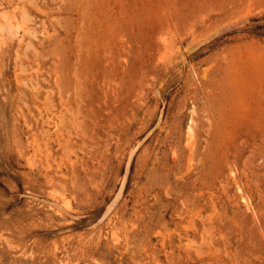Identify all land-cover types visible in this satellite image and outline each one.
<instances>
[{"label":"rangeland","instance_id":"1","mask_svg":"<svg viewBox=\"0 0 264 264\" xmlns=\"http://www.w3.org/2000/svg\"><path fill=\"white\" fill-rule=\"evenodd\" d=\"M0 264H264V0H0Z\"/></svg>","mask_w":264,"mask_h":264},{"label":"bare ground","instance_id":"2","mask_svg":"<svg viewBox=\"0 0 264 264\" xmlns=\"http://www.w3.org/2000/svg\"><path fill=\"white\" fill-rule=\"evenodd\" d=\"M61 134H62V133H61ZM68 137H70V136L68 135ZM61 138H62V137H61ZM192 139H193V138H192ZM63 140H64V138H63ZM66 140L69 141V139H67V138L65 139V141H66ZM67 141H66V142H67ZM191 141H192V140H191ZM191 141L189 140V142H191ZM193 142H194V141H193ZM67 143H68V142H67ZM194 143H195V142H194ZM192 144H193V143H188L190 149H191V147H192V146H191ZM60 145H61V144H60ZM65 145H66V143H65ZM63 146H64V145H63ZM193 146H194V145H193ZM67 147H68V146H67ZM192 151H193V150H191V153H192ZM65 152H66V151H65ZM65 152H64V153H65ZM67 152H68V150H67ZM189 152H190V151H189ZM69 153H70V152H69ZM69 153H68V155H69ZM68 155H66V156H68ZM68 158H69V157H68ZM190 158H191V156H190Z\"/></svg>","mask_w":264,"mask_h":264}]
</instances>
